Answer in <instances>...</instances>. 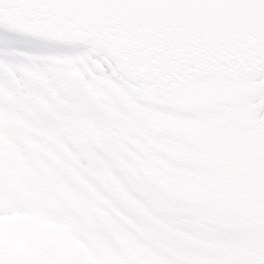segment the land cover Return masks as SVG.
I'll return each mask as SVG.
<instances>
[{
	"label": "flooded vegetation",
	"instance_id": "obj_1",
	"mask_svg": "<svg viewBox=\"0 0 264 264\" xmlns=\"http://www.w3.org/2000/svg\"><path fill=\"white\" fill-rule=\"evenodd\" d=\"M28 64L23 80L9 72L0 86V208L10 213L0 215V264H264L262 92L226 90L179 112L131 90L115 98L105 78L94 86L68 63L47 68L48 80ZM83 174L131 216L115 224L95 200H73ZM207 222L241 241L200 238Z\"/></svg>",
	"mask_w": 264,
	"mask_h": 264
},
{
	"label": "water",
	"instance_id": "obj_2",
	"mask_svg": "<svg viewBox=\"0 0 264 264\" xmlns=\"http://www.w3.org/2000/svg\"><path fill=\"white\" fill-rule=\"evenodd\" d=\"M0 20L36 36L91 41L123 72L164 83L264 65V0H66L0 9Z\"/></svg>",
	"mask_w": 264,
	"mask_h": 264
},
{
	"label": "snow or ice",
	"instance_id": "obj_3",
	"mask_svg": "<svg viewBox=\"0 0 264 264\" xmlns=\"http://www.w3.org/2000/svg\"><path fill=\"white\" fill-rule=\"evenodd\" d=\"M64 2H66V0H0V9H6L9 7L21 9L44 8ZM92 48L93 46L68 39L33 37L27 33L6 26L5 22L0 20V63L5 66L0 67V86H7L11 83L8 74L9 70L16 74L17 80H20V67L33 60L40 63V61L36 60V55L44 54L76 57L87 53L92 56V59L100 61L104 66L103 73L93 69L96 76L101 78L100 80H93L86 72L84 73L85 79H87L89 83L94 86L103 87L104 85L102 81L104 78L112 79L115 82L120 83L117 77L113 75L115 62L112 58L108 56L107 53L99 49L93 51ZM102 57H106L112 64V67H109V63H105ZM73 151L75 153V149H73ZM76 155H78V153H76ZM83 178L87 181V186L81 183H73L69 185L68 191L72 194L73 200H81L84 197H87L89 200H95L96 203H99L105 208L107 214L115 224L123 223L121 215L131 216V211L120 199L118 193L106 189L99 180L92 176L83 174ZM117 179L120 180L124 189L129 192V195L140 200L141 203H145L136 192L129 188L128 184L121 177L118 176ZM93 193L95 195H93ZM96 197H99V199H96ZM73 200H62V203L64 204L67 215L71 219L82 222L85 220L82 209L75 207ZM5 214L10 213H6L3 208H0V215ZM95 223L100 230L104 229L102 221L95 219ZM177 227L191 231V229L182 222H177ZM195 234L202 239L210 241H241V238L238 235L226 231L219 224L211 222H207L206 229H200ZM255 264H262L261 259L258 258L255 261Z\"/></svg>",
	"mask_w": 264,
	"mask_h": 264
},
{
	"label": "bare ground",
	"instance_id": "obj_4",
	"mask_svg": "<svg viewBox=\"0 0 264 264\" xmlns=\"http://www.w3.org/2000/svg\"><path fill=\"white\" fill-rule=\"evenodd\" d=\"M97 61H98V60H97ZM110 65H111V64H110ZM113 72L115 73V75L117 74L115 68L113 69ZM263 77H264V76H263Z\"/></svg>",
	"mask_w": 264,
	"mask_h": 264
}]
</instances>
